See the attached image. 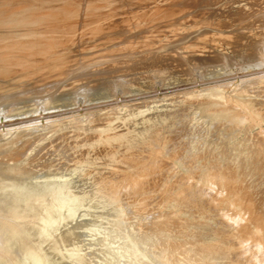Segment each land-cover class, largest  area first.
I'll list each match as a JSON object with an SVG mask.
<instances>
[{
	"label": "bare ground",
	"instance_id": "obj_1",
	"mask_svg": "<svg viewBox=\"0 0 264 264\" xmlns=\"http://www.w3.org/2000/svg\"><path fill=\"white\" fill-rule=\"evenodd\" d=\"M263 107L264 0H0V264H264Z\"/></svg>",
	"mask_w": 264,
	"mask_h": 264
},
{
	"label": "rangeland",
	"instance_id": "obj_2",
	"mask_svg": "<svg viewBox=\"0 0 264 264\" xmlns=\"http://www.w3.org/2000/svg\"><path fill=\"white\" fill-rule=\"evenodd\" d=\"M264 111V107L262 108ZM259 130V129H256ZM254 130V132L256 131ZM64 179L63 176H56L54 178L51 179V182H53L54 184L61 182ZM42 181H40L39 179L37 180H33L32 183L29 185L31 189H37L41 184ZM74 186L75 188L80 189V184L76 181L74 182ZM85 204H77L73 207V220L72 222H70L69 224H67V228H72V229H76L75 226H77V224H83L82 228H78V232L76 233V240L80 241V242H85V243H89V244H93L94 247H97L98 244L95 243V241L89 240V235H90V231L91 229L93 230H102L104 223H103V218L101 216V213H90V214H86L85 211ZM131 242H133V240H131ZM100 245V244H99ZM147 260L154 263V264H158L154 258H152L149 255H146ZM29 262H31L30 260H27Z\"/></svg>",
	"mask_w": 264,
	"mask_h": 264
}]
</instances>
